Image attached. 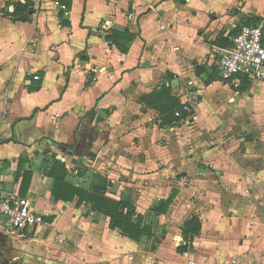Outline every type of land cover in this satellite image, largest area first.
<instances>
[{
	"label": "crops",
	"instance_id": "1",
	"mask_svg": "<svg viewBox=\"0 0 264 264\" xmlns=\"http://www.w3.org/2000/svg\"><path fill=\"white\" fill-rule=\"evenodd\" d=\"M6 1L34 13L15 21ZM241 25L264 28V0H0V184L43 217L0 227V264H264V81L231 85L216 65ZM187 81L203 88L196 122L162 124L152 95ZM57 161L84 190L105 175L140 240L55 198Z\"/></svg>",
	"mask_w": 264,
	"mask_h": 264
},
{
	"label": "built area",
	"instance_id": "2",
	"mask_svg": "<svg viewBox=\"0 0 264 264\" xmlns=\"http://www.w3.org/2000/svg\"><path fill=\"white\" fill-rule=\"evenodd\" d=\"M165 29L164 26H160ZM217 70L222 81L238 85L240 78L264 81V28L262 25H241L231 45L216 50ZM203 88L187 81L178 94L179 107L174 116L182 125L196 122L195 107L202 97ZM41 214L32 209L27 198L15 191H5L0 184V227L13 233L39 226ZM187 264H192L191 262Z\"/></svg>",
	"mask_w": 264,
	"mask_h": 264
},
{
	"label": "trees",
	"instance_id": "3",
	"mask_svg": "<svg viewBox=\"0 0 264 264\" xmlns=\"http://www.w3.org/2000/svg\"><path fill=\"white\" fill-rule=\"evenodd\" d=\"M11 6V10H8V7ZM2 13L4 15H8L15 21H27L30 19L31 15L34 13V8L31 6L29 2H5V7L2 9ZM111 36H106L107 40L111 42L117 43L122 51H125V48L121 46L119 43V39H128L131 40L130 37H126V34H122L116 31L111 33ZM118 36L119 39H116ZM39 76H35L34 79H38ZM36 81V80H34ZM242 85L246 82L245 79L241 80ZM38 83V81H36ZM38 87V84L35 88ZM152 96L155 100H162L164 103L159 106V113L162 114V124H171L174 121H177L178 118L174 116V110L179 107V99L178 95H171L168 89L162 88L157 91ZM165 101H164V99ZM56 163V162H55ZM59 162L57 161V164ZM62 167L61 174H55L54 178V189L53 193L55 194V198H63L68 199L67 196L70 194L71 196L77 195L79 201H86L89 204V208L92 211H97L107 217H109V227L112 229H118L120 233L130 239L135 241H139L141 236L143 235V231L140 228L139 221L131 222V212L124 213V209L126 207V203L109 198L106 196V191L108 187L111 185L110 181L107 179L105 175L100 172H94L91 177V182L89 186V190H84L81 187H75L65 181V176L67 175V171L63 164L59 163ZM56 166V165H55ZM54 168L58 169V166ZM65 188V189H64ZM171 199H167L166 201L161 200L160 203L153 208L156 213L164 212ZM201 225L198 220V217L193 215L189 220L185 222L182 227V235L183 240L177 246V251L179 253L186 252L188 249L189 242L191 239L196 236L200 231ZM152 249L151 247H149Z\"/></svg>",
	"mask_w": 264,
	"mask_h": 264
},
{
	"label": "water",
	"instance_id": "4",
	"mask_svg": "<svg viewBox=\"0 0 264 264\" xmlns=\"http://www.w3.org/2000/svg\"><path fill=\"white\" fill-rule=\"evenodd\" d=\"M176 84L178 83V81L177 82H175Z\"/></svg>",
	"mask_w": 264,
	"mask_h": 264
}]
</instances>
